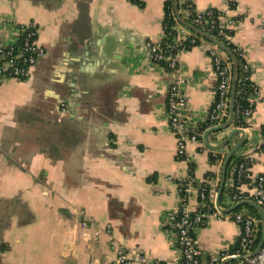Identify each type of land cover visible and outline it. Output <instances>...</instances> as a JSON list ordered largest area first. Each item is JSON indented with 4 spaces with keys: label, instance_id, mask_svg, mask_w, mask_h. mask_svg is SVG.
<instances>
[{
    "label": "crops",
    "instance_id": "1",
    "mask_svg": "<svg viewBox=\"0 0 264 264\" xmlns=\"http://www.w3.org/2000/svg\"><path fill=\"white\" fill-rule=\"evenodd\" d=\"M166 2L0 0V44L34 22L47 50L29 78L0 83V264H114L108 224L128 248L181 264L167 226L179 205L178 179L193 173L217 199L224 160L242 135L232 136L223 161L212 160L211 150L232 127L188 143V160L177 157L166 111L173 77L146 46L165 35ZM194 4L234 20L231 41L243 49L257 88L244 152L255 158L253 176L264 174V0ZM174 8L179 20L175 0ZM208 48L179 55L189 113L203 128L216 101ZM230 183L226 173L223 203ZM239 234L233 220H212L199 234L205 257L233 246Z\"/></svg>",
    "mask_w": 264,
    "mask_h": 264
},
{
    "label": "built area",
    "instance_id": "2",
    "mask_svg": "<svg viewBox=\"0 0 264 264\" xmlns=\"http://www.w3.org/2000/svg\"><path fill=\"white\" fill-rule=\"evenodd\" d=\"M134 1L140 3V0ZM180 2L183 5V18L191 19L193 26L214 38L216 37L212 32L219 26V33L224 34L228 42H232V35L226 31H234V20L223 17L213 8L200 11L195 7L194 0H180ZM173 14L175 15V12L170 13L171 16ZM175 29L177 34L172 41L167 40L165 34L160 40H147L146 46L151 60L163 65L173 77L168 88L166 106L169 129L177 140V157L188 160V143L203 142L207 129L217 127L229 119L234 68L222 48L191 30L178 19ZM201 43L208 44V53L217 75L216 101L209 110L208 121L204 128L197 125L189 113V97L184 89L187 79L182 74L179 64V55L183 51ZM233 52L244 59L239 93L250 92V96L248 106H235L231 127L246 132L248 119L254 111V103L250 97L257 92V88L250 83L251 68L245 60L243 49L234 45ZM46 54L45 46L39 42L35 23L19 24L16 39L8 44H0V83L5 79L26 80ZM62 105L66 106V103ZM224 149L225 146L211 150V157L215 159L222 157L223 161L226 156ZM254 162L255 158L244 151H237L234 154L227 169L231 176V183L225 194L228 202L220 201L221 207L218 206L208 181L198 182L193 173L178 179L179 205L176 210L168 214L167 226L175 238L181 255V264H264L262 219L245 207L230 212L223 211L243 201L255 202L264 209V174L253 176L251 167ZM193 199L196 200L194 206L191 204ZM80 213L84 218L81 224L87 227L91 219L86 216L85 211L81 210ZM212 220H233L240 226V234L233 246L205 257L199 234ZM96 227L95 236L98 239L102 228L100 225ZM104 230L110 235V245L116 252L114 264H167L142 250L128 248L114 236L111 224L106 225Z\"/></svg>",
    "mask_w": 264,
    "mask_h": 264
},
{
    "label": "water",
    "instance_id": "3",
    "mask_svg": "<svg viewBox=\"0 0 264 264\" xmlns=\"http://www.w3.org/2000/svg\"><path fill=\"white\" fill-rule=\"evenodd\" d=\"M175 5L177 7V0H175ZM179 21L182 24H184L185 26H187L188 28H190L191 30L199 33L200 35H202L203 37H205L209 41H211L214 44L218 45L223 50L231 53L229 51V49L222 42H220L218 39L214 38L212 35L204 32L200 28H197V27L193 26L192 24H189L188 22L184 21L180 17H179ZM238 73H239L238 62H237L236 59H234V73H233V81H232V89H231V101H230V116H229V119L226 122H224L223 124H221V125H219L217 127H214L213 129L209 130L206 133V136H205L206 139L208 138V134H210L211 132L227 129V128H230L231 125H232L233 116H234V112H235V106H236V89H237ZM235 133H240L242 136H241V139L239 140V142L236 144V146H234L231 149V151L228 153V155L226 156V158L224 160L222 181H221L220 188H219V193H218V196H217V204H218V206H220L221 194H222L224 186H225V178H226V173H227V169H228V164H229L230 160L232 159V157L234 156V154L236 153V151L244 144L245 138H246L245 130L232 129V132L228 136V138L223 143H221L220 145H217V146L214 147L216 149L223 148L224 146H226L229 143V141L231 140L232 136ZM243 205H252L253 207H255L256 209H258L260 211L261 217H262L263 237H264V209L261 206H259L258 204H256L255 202L243 201V202H240V203H238V204H236V205H234V206H232L230 208H225V209H223V211L224 212H230V211H233V210H235L238 207L243 206ZM262 241H263V238L261 240V243H262ZM261 243L259 244V247H260Z\"/></svg>",
    "mask_w": 264,
    "mask_h": 264
},
{
    "label": "trees",
    "instance_id": "4",
    "mask_svg": "<svg viewBox=\"0 0 264 264\" xmlns=\"http://www.w3.org/2000/svg\"><path fill=\"white\" fill-rule=\"evenodd\" d=\"M177 4H178V9L180 10L182 8V6H183L180 3V0H177ZM171 12L172 13L175 12V15L173 14L171 16L170 15ZM179 16L181 18H183V14L182 13H180ZM183 20L186 21V22H188L189 24H192L193 25L191 19L183 18ZM176 23H177V14H176V11H175V8H174V0H167V2H166V15H165V20H164V31H165V34H166V39L169 40V41H172L174 39V36H176V34H177V30L175 29ZM219 28H220L219 26L216 27V29L214 30V32H212L213 35L229 49V51L231 53H229V52L226 51L227 54H228V56H229V59L232 60L233 62H234V59H236L237 62H238V66H239L237 89H236V107L238 105H241L242 107H246L249 104L248 99H249V96H250V92H248L246 94H240L239 93V91L241 89V84H240V81L239 80H240L241 75H242V67H243L244 59H242L238 54H236V53L233 52L234 44L232 42L231 43L228 42L225 39L224 34H220L219 33ZM226 32L227 33H230L231 35L234 34V31L227 30ZM263 132H264V130H263ZM212 160L215 161L216 159L215 158H212ZM227 174H229V170H228ZM223 195H224V193H223ZM244 207L249 208V210L253 214H255L256 216H259L260 217L259 211L255 207H253L252 205H243V206L238 207L237 210L238 209H242Z\"/></svg>",
    "mask_w": 264,
    "mask_h": 264
},
{
    "label": "rangeland",
    "instance_id": "5",
    "mask_svg": "<svg viewBox=\"0 0 264 264\" xmlns=\"http://www.w3.org/2000/svg\"><path fill=\"white\" fill-rule=\"evenodd\" d=\"M231 143V142H230ZM233 144V143H232ZM232 144H230V145H232ZM246 145H242L241 146V148L238 150V152H243L244 150H245V147ZM245 208H247V207H245ZM249 209V208H248Z\"/></svg>",
    "mask_w": 264,
    "mask_h": 264
}]
</instances>
